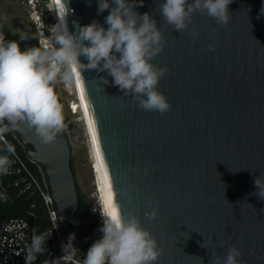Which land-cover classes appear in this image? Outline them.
<instances>
[{
	"label": "water",
	"instance_id": "water-1",
	"mask_svg": "<svg viewBox=\"0 0 264 264\" xmlns=\"http://www.w3.org/2000/svg\"><path fill=\"white\" fill-rule=\"evenodd\" d=\"M62 2L70 34L94 20L107 29L109 11L98 14V0ZM164 2L136 0L134 11L149 13L163 33V50L151 63L169 69L157 87L172 105L169 112L143 111L107 72L81 73L113 201L156 238L162 255L153 264H211L229 246L241 251V264H264V200L254 183L264 180V0H232L227 26L194 13L189 29L200 33L195 41L190 31H175L164 21ZM13 132L26 157L41 166L69 240V226L94 219L75 216L67 135L44 144L27 124ZM150 199L155 220L145 215ZM72 244L77 246L75 238Z\"/></svg>",
	"mask_w": 264,
	"mask_h": 264
},
{
	"label": "clouds",
	"instance_id": "clouds-1",
	"mask_svg": "<svg viewBox=\"0 0 264 264\" xmlns=\"http://www.w3.org/2000/svg\"><path fill=\"white\" fill-rule=\"evenodd\" d=\"M230 3L232 0H193L191 3L166 0L159 5V11L169 26L179 32L190 31L195 41L200 33L189 29L193 14L206 13L218 25L227 26ZM135 6L136 0L131 3L129 0H98V14L109 11L105 17L107 29L94 20L83 27L77 24L76 34L72 35L65 19L68 10L59 0L58 23L50 27V37L38 39L39 47L21 51L18 42L6 41L5 36L0 35V142L8 153L15 154V148L4 134L19 131L23 124L34 129L44 144L56 140L64 129V116L54 85L59 80L65 85L79 86L82 70L107 72L114 78V86H118L124 96H131L143 111L164 115L171 110L172 105L157 90L169 69L151 63L163 50V33L149 13L141 15L134 11ZM19 35L21 40L30 38L27 33ZM214 50L215 46L209 45V51ZM81 56L87 64L81 63ZM10 164L8 156H0V174H7ZM254 183L259 189L255 194L264 200V180L256 177ZM146 207L152 210L145 215L155 220L158 210L152 207L151 199ZM100 215L103 226L99 231L103 235L88 249L82 264H153L162 255L156 238L142 227L140 218L133 212L122 215L119 205L112 201L109 209L102 206ZM48 238L46 233L33 232L26 251V264H33L37 254L44 251ZM74 238L70 236L68 243L62 245L64 255L57 260L64 264H81L75 258ZM220 243L223 245V241ZM241 256L240 250L229 246L226 256H212L211 264H241Z\"/></svg>",
	"mask_w": 264,
	"mask_h": 264
},
{
	"label": "rangeland",
	"instance_id": "rangeland-1",
	"mask_svg": "<svg viewBox=\"0 0 264 264\" xmlns=\"http://www.w3.org/2000/svg\"><path fill=\"white\" fill-rule=\"evenodd\" d=\"M0 12L8 14L13 23L22 32L27 33L37 47H39L38 39L44 38V36L50 37V27L57 22L53 0H0ZM33 36L37 38H33ZM55 86L58 89L65 112L69 116L65 132L71 148L76 180L80 189L87 194V198L92 200L90 210L98 218L94 228V235L98 240L103 235L99 231L103 226V219L100 215L103 202H101L97 192L93 151L89 144V137L81 112L76 109L78 100L73 84L65 85L58 80ZM71 103L72 108L76 109V113H72L69 107Z\"/></svg>",
	"mask_w": 264,
	"mask_h": 264
},
{
	"label": "trees",
	"instance_id": "trees-1",
	"mask_svg": "<svg viewBox=\"0 0 264 264\" xmlns=\"http://www.w3.org/2000/svg\"><path fill=\"white\" fill-rule=\"evenodd\" d=\"M54 91L58 96V100L63 107V116H64V129L61 134H65V127L69 122V116L65 112L64 105L62 104L57 87L54 85ZM8 143L12 144L15 148V151L28 163H30L25 155V147L19 144L15 133L10 130L4 134ZM5 150V145L3 142H0V156H9ZM71 169L74 175L76 191H77V208L75 210L76 217H91L94 219V222H86L77 226H69L72 236L74 235L77 240V246L73 245L76 251V257L82 258L87 254L88 249L91 245L97 240L94 235V228L97 222V216L91 212L92 200L87 198V194L84 193L80 186L77 183L75 171L73 167V158L71 156L70 159ZM31 168L35 170V166L31 165ZM14 176L7 174H0V218H11V217H28L27 211L30 209V205L34 204L32 211L34 213L33 216L29 217L30 221V235L32 239L33 232L35 234L40 235L42 233H47L49 227V218L46 212L45 206L43 205L41 199L36 193H18L16 188L13 187L12 181ZM64 234V233H63ZM65 236V235H64ZM66 242L68 243L67 237H65ZM60 252L58 250H54L50 245V239L48 238L44 245V251L40 254H37L36 260L33 264H64L63 261L54 260V256H59Z\"/></svg>",
	"mask_w": 264,
	"mask_h": 264
},
{
	"label": "built area",
	"instance_id": "built-area-1",
	"mask_svg": "<svg viewBox=\"0 0 264 264\" xmlns=\"http://www.w3.org/2000/svg\"><path fill=\"white\" fill-rule=\"evenodd\" d=\"M69 107L74 112L72 103ZM8 158L11 164L7 175L14 176L13 187L20 194L25 192L36 193L45 206L49 218L47 233L50 245L54 250L60 252L59 256H54L53 259L61 258L64 255L62 245L67 244V242L57 221L41 166L27 158L30 162L28 163L16 151L15 154H9ZM31 165L35 166V170L31 168ZM33 207L34 204H31L27 211L28 217L0 218V264H26V251L31 244L29 217L34 215ZM84 257L75 258L82 264Z\"/></svg>",
	"mask_w": 264,
	"mask_h": 264
},
{
	"label": "bare ground",
	"instance_id": "bare-ground-1",
	"mask_svg": "<svg viewBox=\"0 0 264 264\" xmlns=\"http://www.w3.org/2000/svg\"><path fill=\"white\" fill-rule=\"evenodd\" d=\"M53 1L55 4V13H56V18H57V22L55 24H57L58 23L57 2H56V0H53ZM73 86H74L76 97L78 100L77 105H76V109H77V111L81 112L82 120L85 124L87 135L89 137V144H90L91 149L93 151L92 153H93V158L95 161L94 171L96 173V179H97V181H96L97 182L96 183L97 192L99 194L101 202H103L102 203L103 206L105 207V198L107 197L109 192L111 193V197H112V201H113L110 178H109L107 169H106L104 161H103V157H102L99 145H98L97 138H96V145L95 146L93 145V142H92V132L90 131V128H89V125L91 124V120H90L89 112L87 109L86 101L84 98L82 86H81V84L79 86H77L75 83H73ZM76 109L74 110V113H76ZM97 147L99 148V156H97ZM105 174H107V180L104 179Z\"/></svg>",
	"mask_w": 264,
	"mask_h": 264
},
{
	"label": "flooded vegetation",
	"instance_id": "flooded-vegetation-1",
	"mask_svg": "<svg viewBox=\"0 0 264 264\" xmlns=\"http://www.w3.org/2000/svg\"><path fill=\"white\" fill-rule=\"evenodd\" d=\"M2 13V14H1ZM22 32L12 21L8 14L0 12V35L5 36L6 41H16L19 43L21 51L31 47H37L31 38L21 40L20 35ZM94 222V221H93Z\"/></svg>",
	"mask_w": 264,
	"mask_h": 264
},
{
	"label": "snow or ice",
	"instance_id": "snow-or-ice-1",
	"mask_svg": "<svg viewBox=\"0 0 264 264\" xmlns=\"http://www.w3.org/2000/svg\"><path fill=\"white\" fill-rule=\"evenodd\" d=\"M56 2L58 3L59 0H56ZM90 131L92 132V142L93 145H96V133H95V129L93 128V126L90 124L89 125ZM97 156H99V148L97 147ZM105 180H107V174H105ZM112 202V197H111V193L109 192V194L107 195V197L105 198V208L109 209L110 205Z\"/></svg>",
	"mask_w": 264,
	"mask_h": 264
}]
</instances>
